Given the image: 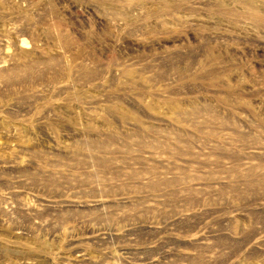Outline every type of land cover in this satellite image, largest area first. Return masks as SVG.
Here are the masks:
<instances>
[{"label":"rangeland","instance_id":"obj_1","mask_svg":"<svg viewBox=\"0 0 264 264\" xmlns=\"http://www.w3.org/2000/svg\"><path fill=\"white\" fill-rule=\"evenodd\" d=\"M0 264H264V0H0Z\"/></svg>","mask_w":264,"mask_h":264}]
</instances>
